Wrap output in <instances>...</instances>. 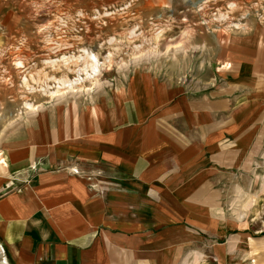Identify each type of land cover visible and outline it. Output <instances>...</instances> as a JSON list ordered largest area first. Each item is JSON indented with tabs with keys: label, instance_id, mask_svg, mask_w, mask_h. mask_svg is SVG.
<instances>
[{
	"label": "crops",
	"instance_id": "obj_1",
	"mask_svg": "<svg viewBox=\"0 0 264 264\" xmlns=\"http://www.w3.org/2000/svg\"><path fill=\"white\" fill-rule=\"evenodd\" d=\"M212 61L199 91L136 70L1 140L0 264H264V16Z\"/></svg>",
	"mask_w": 264,
	"mask_h": 264
},
{
	"label": "rangeland",
	"instance_id": "obj_2",
	"mask_svg": "<svg viewBox=\"0 0 264 264\" xmlns=\"http://www.w3.org/2000/svg\"><path fill=\"white\" fill-rule=\"evenodd\" d=\"M252 13L264 0H0V141L107 102L136 70L199 91L217 42Z\"/></svg>",
	"mask_w": 264,
	"mask_h": 264
},
{
	"label": "bare ground",
	"instance_id": "obj_3",
	"mask_svg": "<svg viewBox=\"0 0 264 264\" xmlns=\"http://www.w3.org/2000/svg\"><path fill=\"white\" fill-rule=\"evenodd\" d=\"M89 59H88V61H90L89 62V64H90V68H89V70L91 69V71L92 72H94L96 69H97V63H96V59H95V56H93L92 55V53L91 54H89V57H88ZM89 66V65H88ZM89 74V73H88ZM91 75H93V74H91ZM69 82H67L66 84H68ZM65 84V83H64ZM70 84V83H69ZM70 86V85H69ZM72 86V85H71ZM65 87V86H64ZM66 87H68L67 85H66ZM53 93H54V91H53ZM30 105V104H29Z\"/></svg>",
	"mask_w": 264,
	"mask_h": 264
}]
</instances>
